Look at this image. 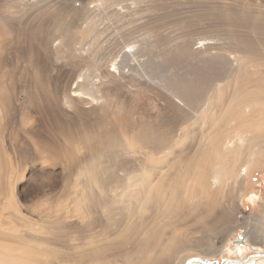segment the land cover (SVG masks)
<instances>
[{
	"label": "rangeland",
	"instance_id": "obj_1",
	"mask_svg": "<svg viewBox=\"0 0 264 264\" xmlns=\"http://www.w3.org/2000/svg\"><path fill=\"white\" fill-rule=\"evenodd\" d=\"M262 43L264 0H0V246L27 264H129L143 248L264 264V159L226 224L165 207L238 79L264 83Z\"/></svg>",
	"mask_w": 264,
	"mask_h": 264
},
{
	"label": "bare ground",
	"instance_id": "obj_2",
	"mask_svg": "<svg viewBox=\"0 0 264 264\" xmlns=\"http://www.w3.org/2000/svg\"><path fill=\"white\" fill-rule=\"evenodd\" d=\"M244 81L241 82L238 79L239 85L233 90L235 97L234 100H231L233 101L231 109L213 120L210 125L212 134L209 131L208 137H201L196 150L197 158L193 159L194 165H187V170L183 172L184 175H180L181 170L176 169L175 174L171 175L167 181L178 185L182 179L188 180L187 186L192 195L189 191L182 192L178 199H172L169 195L166 199L168 204L165 207L169 208L171 205L170 214L173 215L172 217L178 215L179 210L197 213L195 225L198 228H211L216 224H226L227 222L222 220L233 217V213L236 212L245 193V187L249 186L248 173L252 169V164L262 162L264 159V93L257 91L262 89L261 86L264 83L259 86L258 84L262 81L257 84H252L248 82L249 80ZM78 92V90L74 91L75 94ZM81 95L80 93L77 94V96ZM172 116L170 115L171 118ZM254 116L256 117L252 119L251 117ZM173 122L171 125L175 123ZM167 126H170L169 122ZM223 150L228 152L231 162L221 157ZM149 174L150 185L158 182L163 176V173L158 174L154 171H150ZM136 179L141 180L142 178L139 176ZM228 180H231L230 187L232 189H226L225 184L229 185L226 183ZM181 184H184V181H181ZM209 186H214V189H209ZM168 192L169 190L166 189V196H168ZM160 198L157 190L153 188L149 190L145 200L146 208L153 209L158 206L161 202ZM233 205H235L234 210ZM247 238L249 237L246 234L243 235L238 240V244L241 245V248L251 250L252 247L246 243ZM259 239L262 241L263 237ZM140 241L139 238L135 244ZM180 243L182 246L186 245V238L181 239ZM157 244V241H150V249L152 251L157 250ZM252 244L258 245L256 242ZM198 251L199 249L195 252ZM159 252L160 254L155 257L150 256L145 259L140 256L148 253L147 248H143L129 264H171V258L164 254L165 250ZM109 260L105 254L99 257L101 264H105ZM196 260L199 259L189 260L187 264H197ZM231 263L263 264L259 256L256 257L255 255L248 261H231ZM0 264H27V261L15 259L11 248L0 246ZM36 264L40 263L37 262ZM85 264H94V261H88V263L85 261Z\"/></svg>",
	"mask_w": 264,
	"mask_h": 264
},
{
	"label": "water",
	"instance_id": "obj_3",
	"mask_svg": "<svg viewBox=\"0 0 264 264\" xmlns=\"http://www.w3.org/2000/svg\"><path fill=\"white\" fill-rule=\"evenodd\" d=\"M240 237H242V236H240Z\"/></svg>",
	"mask_w": 264,
	"mask_h": 264
}]
</instances>
